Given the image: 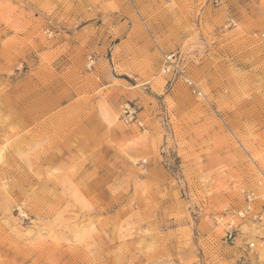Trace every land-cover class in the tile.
I'll use <instances>...</instances> for the list:
<instances>
[{
  "label": "rangeland",
  "instance_id": "obj_1",
  "mask_svg": "<svg viewBox=\"0 0 264 264\" xmlns=\"http://www.w3.org/2000/svg\"><path fill=\"white\" fill-rule=\"evenodd\" d=\"M0 264H264V0H0Z\"/></svg>",
  "mask_w": 264,
  "mask_h": 264
},
{
  "label": "built area",
  "instance_id": "obj_2",
  "mask_svg": "<svg viewBox=\"0 0 264 264\" xmlns=\"http://www.w3.org/2000/svg\"><path fill=\"white\" fill-rule=\"evenodd\" d=\"M162 72L164 74H170L172 76H183L184 75V67L181 59V55L177 52L171 51L167 53L164 57V61L162 64ZM186 81H190L189 78H185ZM124 111V119L126 122H137L140 123L138 118L137 110L135 107H132L130 104H127L123 109ZM141 124V123H140ZM256 193L250 191L246 194V209L249 211L252 210V203L256 197Z\"/></svg>",
  "mask_w": 264,
  "mask_h": 264
}]
</instances>
